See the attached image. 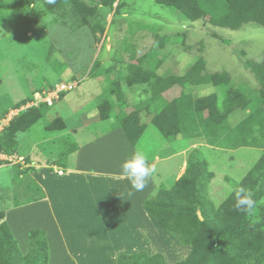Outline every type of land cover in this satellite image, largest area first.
Segmentation results:
<instances>
[{"label":"rangeland","instance_id":"rangeland-1","mask_svg":"<svg viewBox=\"0 0 264 264\" xmlns=\"http://www.w3.org/2000/svg\"><path fill=\"white\" fill-rule=\"evenodd\" d=\"M81 1L96 8V18L91 25L98 21L103 31L93 32L91 25H84L70 7L49 14L41 2L28 5L22 0H0V118L36 92L62 82L80 81L77 89L56 101L30 130L16 135L18 147L13 156L17 161L33 159L36 165H46L48 172H55L57 147L60 151L65 138L73 137L78 122L80 127L96 132L114 126L115 118L94 119L112 80L119 81L127 110L146 100L149 95L145 93V86L129 87L122 79L133 55L141 57L158 52L159 57L164 58L159 74L186 76L189 81L186 91L195 98L220 93L211 76L221 71L229 73L235 87L243 89L246 98L257 95L259 85L248 62H260L264 57V30L260 25L249 24L231 31L203 20L190 22L178 11L159 5L155 0H117L112 10L102 7L100 0ZM200 58L206 61V70L197 74L193 66ZM96 61L100 65L92 70ZM181 91V87L175 88L167 97L172 98ZM241 114L242 111L233 114L230 122L236 117H245ZM57 117L65 120L69 133L56 139L58 131H47L45 126ZM142 122L146 132L137 149L144 151L148 163L156 169L149 197L175 183L186 161L182 154L186 148L200 149L215 174L208 190L216 206L233 191V185L226 178L240 182L262 155L259 148H208L205 139L188 140L182 135L167 141L152 125L151 116L143 113ZM0 167L3 169L0 175L5 177L4 182H0V209L5 210L12 208L14 197L20 201L28 197L19 185L27 187L31 178H25L22 184L15 179L31 171L24 173L26 169L22 170L19 164ZM61 169L67 171L66 167ZM77 206L80 204L75 193L71 201L64 202L65 214L76 216ZM148 216L145 231H132V240L141 246L126 247L123 251L162 253L170 264L185 259L191 247L177 243ZM14 218L15 215L10 216L11 221ZM16 237L21 239L19 233Z\"/></svg>","mask_w":264,"mask_h":264},{"label":"trees","instance_id":"trees-1","mask_svg":"<svg viewBox=\"0 0 264 264\" xmlns=\"http://www.w3.org/2000/svg\"><path fill=\"white\" fill-rule=\"evenodd\" d=\"M22 1L28 5L41 2L49 14L70 7L84 25H91L97 14L96 8L88 7L81 0H56L54 4H49L48 0ZM116 1L100 0V5L112 10ZM155 1L178 11L190 22L203 20L214 27L231 31L251 23L264 28V0ZM91 29L93 32L98 29L103 31L98 21L91 25ZM131 58L127 74L122 79L129 87L145 86L148 98L127 110L124 91L118 80H112L109 89L105 90V99L98 105L97 116L100 121L115 118L113 127L122 128L132 145L138 146L144 137L146 125L142 122V114L145 113L151 116L152 125L167 141H174L182 135L188 140L205 139L208 144L221 149L264 148V57L260 62H248L259 85L254 98H246L244 90L235 87L226 71L215 72L211 76L213 84L220 88V94L214 92L195 98L186 91L189 82L186 76L164 77L159 74L164 58H160L158 52L141 57L133 55ZM99 65L96 61L92 70ZM205 67L206 61L200 58L193 66V71L200 74L205 72ZM180 87L181 92L172 98L167 97L173 89ZM34 94L16 107L31 101ZM65 94L61 95L60 100ZM50 108L40 104L20 113L0 138V151L14 155L18 147L16 135L30 130L45 117ZM237 110H244L247 116L230 128L227 119ZM66 128L67 124L61 117L45 126L47 131H62ZM77 150L74 138H65L56 165L65 168L69 155ZM25 162L30 165L28 159ZM19 166L27 170L24 173L34 170L31 166ZM214 177L203 152L192 149L187 153L184 174L170 188H161L144 201L148 214L177 243L191 247L188 256L174 264H264V154L240 182L226 178L233 185V191L219 206L215 205L208 190ZM240 188L253 194L256 205L250 211L236 207V192ZM29 243L30 251L24 256L5 212L1 211L0 264H48L47 232L44 229H32ZM116 263L170 264L164 254L146 251L120 253Z\"/></svg>","mask_w":264,"mask_h":264},{"label":"crops","instance_id":"crops-1","mask_svg":"<svg viewBox=\"0 0 264 264\" xmlns=\"http://www.w3.org/2000/svg\"><path fill=\"white\" fill-rule=\"evenodd\" d=\"M238 111L227 119L230 128L247 116L242 111L241 116L245 114V117H236L230 122V117ZM97 115L93 117L99 120ZM80 126L78 122L76 131L72 133L78 150L69 155L67 171L63 175H59L56 170L48 172L46 165H36L32 159L30 166L34 170L15 179L22 184L25 178H31V184L27 187L19 185L23 194L26 193L28 197L21 201L14 197L12 208L0 210L5 212L13 235H21V239H15L24 256L30 251V231L44 229L49 244L48 264H116L118 255L125 253L123 250L126 247L141 246L132 240V231L147 229L149 214L144 208V201L152 194L154 182L150 176L145 188L136 191L122 175V163L137 150V146L130 143L122 128L110 126L104 131L96 132ZM67 130L68 128L58 131L55 138L69 133ZM206 146L221 149L210 144ZM259 149L263 155L264 148ZM190 150L192 148L182 151L186 161ZM58 154L57 147L56 160ZM186 161L176 180L184 174ZM149 164L152 165L151 162ZM4 179V174L0 175L1 183ZM75 193L80 206H77L74 218L65 214L63 205L64 202L71 201ZM11 215H15L13 221L10 220Z\"/></svg>","mask_w":264,"mask_h":264},{"label":"built area","instance_id":"built-area-1","mask_svg":"<svg viewBox=\"0 0 264 264\" xmlns=\"http://www.w3.org/2000/svg\"><path fill=\"white\" fill-rule=\"evenodd\" d=\"M80 81L70 80L67 82H62L60 84H56L53 88H49L43 90L41 92H36L31 101L23 104L19 107H14L8 110L4 116L0 118V138L2 137L4 131L11 125V123L19 116L20 113L26 111L29 108L38 106L40 104H46L49 107H53L56 101H59L61 95L64 93H69L78 88ZM23 159H19L18 161L13 155H9L7 153L0 151V162L3 165L9 164H21L23 168L29 167L30 165L23 161ZM55 170L59 175H63L64 171L61 168L55 166Z\"/></svg>","mask_w":264,"mask_h":264},{"label":"clouds","instance_id":"clouds-1","mask_svg":"<svg viewBox=\"0 0 264 264\" xmlns=\"http://www.w3.org/2000/svg\"><path fill=\"white\" fill-rule=\"evenodd\" d=\"M56 0H48L49 4H54ZM122 175L125 176L132 189L142 191L148 178L152 176L156 169L148 163V159L143 150H135L129 158H126L121 165ZM256 205L253 194L244 188L236 192V207L243 211H250Z\"/></svg>","mask_w":264,"mask_h":264},{"label":"water","instance_id":"water-1","mask_svg":"<svg viewBox=\"0 0 264 264\" xmlns=\"http://www.w3.org/2000/svg\"><path fill=\"white\" fill-rule=\"evenodd\" d=\"M201 218V217H200ZM202 219V218H201Z\"/></svg>","mask_w":264,"mask_h":264}]
</instances>
